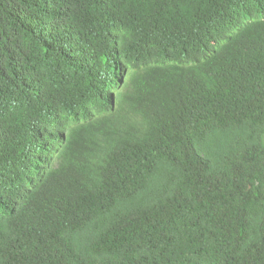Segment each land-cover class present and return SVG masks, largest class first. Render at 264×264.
<instances>
[{
    "label": "trees",
    "instance_id": "1",
    "mask_svg": "<svg viewBox=\"0 0 264 264\" xmlns=\"http://www.w3.org/2000/svg\"><path fill=\"white\" fill-rule=\"evenodd\" d=\"M0 264H264V0H0Z\"/></svg>",
    "mask_w": 264,
    "mask_h": 264
}]
</instances>
